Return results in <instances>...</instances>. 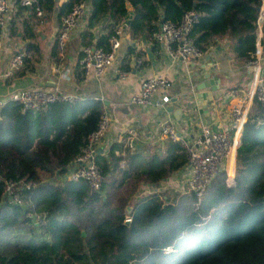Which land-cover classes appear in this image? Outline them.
<instances>
[{"label":"trees","instance_id":"16d2710c","mask_svg":"<svg viewBox=\"0 0 264 264\" xmlns=\"http://www.w3.org/2000/svg\"><path fill=\"white\" fill-rule=\"evenodd\" d=\"M36 1L42 15L55 13L59 26L81 0ZM88 2L85 28L78 34L81 48L92 45L106 50L108 39L128 15L125 4L132 12L129 39L142 36L156 45L152 34L161 22L177 24L184 12L193 11L196 19L189 36L202 53L225 37L233 58L248 64L255 60L256 42L262 45L255 21L261 0ZM260 29L264 34V18ZM24 50L28 57L23 65L32 71L30 63L36 60L38 48L29 42ZM132 52L125 48L123 59ZM51 56L57 57L56 39ZM82 75L77 61L75 79ZM102 114V102L94 98L54 102L35 110L4 101L0 264H264V101L253 96L246 110L230 182L219 170L198 200L186 188L171 194L163 190L139 197L128 211L130 195L118 197L116 191L124 184L130 190L138 181L154 184L167 178L185 166V151L168 139L161 155L148 157L133 172L131 165L138 155L129 154L121 142L112 143L105 155L96 152L101 182L92 189L83 179L65 174ZM122 150L124 157L119 154ZM122 160L127 166L120 171Z\"/></svg>","mask_w":264,"mask_h":264},{"label":"crops","instance_id":"0c3cea01","mask_svg":"<svg viewBox=\"0 0 264 264\" xmlns=\"http://www.w3.org/2000/svg\"><path fill=\"white\" fill-rule=\"evenodd\" d=\"M18 0H10L5 13V23L1 30L0 46V72L5 69L10 57L18 50L24 49L29 42L36 44L38 53L36 60L31 61L32 71H27L22 65L17 71L7 78L0 80V100L9 99L10 95L24 88L52 90L57 88L63 93L76 95L80 98H94L102 102L103 112L108 116L109 123L105 135L97 142V153L106 154L107 148L112 143L121 142L122 147H128L129 154L138 155L132 162V171H136L145 159L163 153V148L168 140L161 135V128L171 124L177 132L188 139L193 138L202 125L211 129L224 130L230 133L238 144L240 131L234 132L230 127L229 108L236 103L237 98L253 87L256 78L264 80V34H261V24L257 25V37L262 39L255 53V62L249 64L238 63L232 56L228 41L220 38L205 51L202 56L191 62L172 59L165 45L156 42L153 45L144 37L129 39L126 21H121L117 30L119 48L113 64L108 67L99 79L92 76L91 72L82 75L80 80L75 79V70L80 55L81 47L78 43V34L85 28V18L78 22L70 33L68 41L61 56H51V49L56 39L58 24L55 13L48 16L37 17L30 9L22 8ZM86 14L89 12V2L85 0ZM131 11L130 8L127 9ZM129 13V12H128ZM25 23V25L23 24ZM262 23V22H261ZM32 34V37L27 34ZM131 47L132 54L123 59L125 48ZM209 56L208 59H205ZM34 58V59H35ZM126 66V68H122ZM252 66L253 71L248 67ZM208 67V72L203 68ZM127 72L124 78H119V73ZM198 74H194V73ZM208 73L217 77V89L203 88L200 93L210 92L211 100L205 98V110L183 108L180 116V127L172 117L166 113L168 108L176 109L186 102L187 92L195 90L194 87L203 81L202 75ZM156 74L165 75L170 80L168 104L164 109L148 108L129 102L131 95L137 93L139 83L145 77ZM176 102L172 103V100ZM171 102V103H170ZM131 131L129 133L128 131ZM133 133V134H132ZM121 157L125 151L119 152ZM127 166L125 161H120V171ZM68 169L65 176H68ZM226 182H230L234 173L233 161L224 168ZM133 172H131L133 175ZM187 174L185 167L177 170L167 178L157 182L158 187L146 182H137L135 189L130 191L126 184L116 191L118 197L130 195L126 206L129 210L131 204L139 197L152 192H160L166 188L183 192V180ZM131 176L130 179H132ZM155 184V183H154ZM116 196L113 197L115 201ZM128 208V210H127Z\"/></svg>","mask_w":264,"mask_h":264},{"label":"built area","instance_id":"2783aa9c","mask_svg":"<svg viewBox=\"0 0 264 264\" xmlns=\"http://www.w3.org/2000/svg\"><path fill=\"white\" fill-rule=\"evenodd\" d=\"M10 0H0V46L1 30L5 23V13ZM22 7L34 9V14L40 17L41 10L36 0H19ZM85 0L75 3L70 11L61 18V23L56 33V49L58 56L68 41L70 33L79 21L86 18ZM264 18V0H261L256 13V24L260 25ZM196 15L193 11H186L182 14L179 23L161 22L152 37L155 41L165 45L168 55L172 59H180L184 62H191L202 56L201 50L195 47L189 36L191 24L195 21ZM256 51L258 42H256ZM119 48L117 33L108 39L107 49L87 45L81 48L78 63L83 69V74L91 72L92 76L99 79L105 70L110 67L115 59ZM28 52L24 49L16 51L9 59L7 66L0 72V80L9 77L22 67ZM255 62V61H252ZM249 62V63H252ZM248 63V64H249ZM127 72L119 73V78H124ZM170 80L162 74L145 77L139 83L137 93L129 98V102L148 108L164 109L168 104L170 96L168 89ZM255 96L259 101H264V80L256 78L253 87L242 93L236 103L229 108L230 127L234 132L240 131L245 118L246 110L251 99ZM20 104L23 110L42 109L54 102H73L80 97L66 94L54 88L52 90H41L36 88H24L13 92L10 97ZM4 101L0 100V108ZM109 118L103 112L96 129L87 136V142L81 149L79 155L71 164L68 178L76 180L83 179L92 189H98L101 182L97 165L95 163L96 144L105 135L108 129ZM131 133V131H128ZM161 135L171 141H177L184 149L186 155L185 169L187 174L183 180L184 187L190 191L195 199H199L210 178L219 170H224L233 161L235 141L229 132L218 129H211L208 125L200 126L198 133L191 139L182 137L171 124L164 125ZM133 134V133H132ZM12 184L5 186L4 194H11Z\"/></svg>","mask_w":264,"mask_h":264},{"label":"water","instance_id":"95a60500","mask_svg":"<svg viewBox=\"0 0 264 264\" xmlns=\"http://www.w3.org/2000/svg\"><path fill=\"white\" fill-rule=\"evenodd\" d=\"M54 1L57 2L58 0H54ZM124 8L129 9L130 7L128 4H125ZM131 16H132V12L129 11L127 21H126V25L129 24V20H130ZM208 57L209 56H206L205 59H208ZM252 68H253L252 66H249L248 67L249 71H253ZM203 69L206 72H208V70H209L208 67H205ZM194 74L196 75L198 73L195 72ZM202 78H203V81H201L200 83L195 85V87H194L195 90H190L187 92L188 97L186 98L185 103L181 104L176 109L168 108L165 110L166 113H171L172 117L175 119L176 123H178L180 127H183L182 123L180 122V116H181V112H182L183 108H187V109L196 108L197 110H203L204 114L206 113L205 98L211 100L210 92L200 93L199 90H201L203 88H211V90L217 89V87L215 86L216 81H217L216 76H214V75L210 76L208 73H205L202 75ZM171 102L172 103L176 102V99L172 100ZM153 186L158 187V183L153 184ZM127 210H128V208H127ZM82 235H83V233H82Z\"/></svg>","mask_w":264,"mask_h":264},{"label":"rangeland","instance_id":"374dc122","mask_svg":"<svg viewBox=\"0 0 264 264\" xmlns=\"http://www.w3.org/2000/svg\"><path fill=\"white\" fill-rule=\"evenodd\" d=\"M253 83H254V81H253ZM184 189L185 188H183V191H184ZM164 192L167 193V194H171L172 192H174V190L171 189V188H166V189H164Z\"/></svg>","mask_w":264,"mask_h":264}]
</instances>
